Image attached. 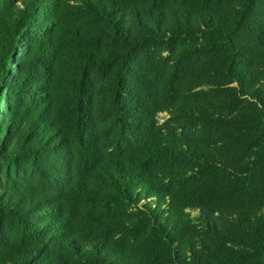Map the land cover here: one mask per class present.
Here are the masks:
<instances>
[{"label": "trees", "instance_id": "16d2710c", "mask_svg": "<svg viewBox=\"0 0 264 264\" xmlns=\"http://www.w3.org/2000/svg\"><path fill=\"white\" fill-rule=\"evenodd\" d=\"M5 1L0 264H264V0Z\"/></svg>", "mask_w": 264, "mask_h": 264}, {"label": "rangeland", "instance_id": "374dc122", "mask_svg": "<svg viewBox=\"0 0 264 264\" xmlns=\"http://www.w3.org/2000/svg\"><path fill=\"white\" fill-rule=\"evenodd\" d=\"M0 4H3V10H0V18L2 16V14L5 12L7 5H6V1L5 0H0ZM0 30H1V21H0ZM1 32V31H0ZM1 37H0V42H1ZM168 117V115L166 113H160L158 115V119L160 121V123H162L166 118Z\"/></svg>", "mask_w": 264, "mask_h": 264}]
</instances>
